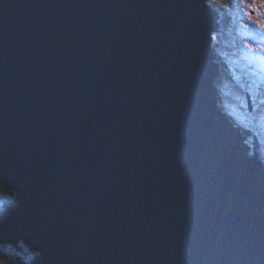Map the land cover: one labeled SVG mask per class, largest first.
<instances>
[{
  "label": "water",
  "instance_id": "95a60500",
  "mask_svg": "<svg viewBox=\"0 0 264 264\" xmlns=\"http://www.w3.org/2000/svg\"><path fill=\"white\" fill-rule=\"evenodd\" d=\"M218 16L204 0H0V175L24 194L0 235L38 229L51 264H264V163L210 83Z\"/></svg>",
  "mask_w": 264,
  "mask_h": 264
},
{
  "label": "clouds",
  "instance_id": "9594fccd",
  "mask_svg": "<svg viewBox=\"0 0 264 264\" xmlns=\"http://www.w3.org/2000/svg\"><path fill=\"white\" fill-rule=\"evenodd\" d=\"M207 4L208 0H204ZM221 4L223 14L218 16L217 24L222 25V31L212 30L207 33L208 46L212 53L213 63L217 66V73L210 83L215 91V107L227 123L235 130L240 138L244 154L248 158H255L264 163V136L246 135L241 129L244 127L237 119L236 113L247 109L250 93L245 85L237 84L225 98L223 88L220 83L219 68L221 63L228 62L229 65L238 66L249 64L253 59L264 61V35H261L258 43L250 39V35L259 30L264 33V0H260V5L252 9L249 0H216ZM217 9V12H220ZM255 12L259 19L253 17ZM239 45V46H238ZM246 49L247 51H243ZM219 53V55H218ZM255 53L252 57L249 54ZM243 76L239 79L243 80ZM260 126H264V94L258 98V115L254 118ZM14 189L16 195H0V216H4L11 209L24 202L23 192L9 184L8 180L0 175V191L3 189ZM63 221V218H60ZM38 231L32 228L22 231L15 238L9 239L0 235V264H36L37 259L46 260L51 264L52 248L40 247L31 237ZM72 248L79 251V246L73 243Z\"/></svg>",
  "mask_w": 264,
  "mask_h": 264
},
{
  "label": "rangeland",
  "instance_id": "374dc122",
  "mask_svg": "<svg viewBox=\"0 0 264 264\" xmlns=\"http://www.w3.org/2000/svg\"><path fill=\"white\" fill-rule=\"evenodd\" d=\"M208 2L211 4L212 0H208ZM258 5H260V0H249L250 8L255 9ZM261 7L264 8V5H261ZM252 15L254 18L259 19L255 12H253ZM261 35H264V33H260L259 30H257V32L251 34L249 38L252 39L253 42L258 43L260 42L259 38ZM243 51L246 52L247 50L243 49ZM249 55L252 57L256 56L255 53ZM233 66L237 68L236 65ZM232 76L233 79L227 77V79L224 78L223 81H220L221 86L225 88L223 90L225 98H227L228 93L235 88L237 84L245 85L251 95L247 103V109L238 111L236 117L239 116V122L245 129H256L260 135L264 136V126H260L254 119L258 115V98L261 94H264V61L253 59L249 64H241L238 66L237 72L235 70L232 71ZM240 76L244 77L243 80L239 79ZM250 107H252V110H250ZM12 194H15L12 189L5 188L0 191V195L8 196Z\"/></svg>",
  "mask_w": 264,
  "mask_h": 264
},
{
  "label": "trees",
  "instance_id": "16d2710c",
  "mask_svg": "<svg viewBox=\"0 0 264 264\" xmlns=\"http://www.w3.org/2000/svg\"><path fill=\"white\" fill-rule=\"evenodd\" d=\"M229 2H230V0H229ZM211 5H212V7L214 8V9H220L221 11L220 12H218L219 13V16L220 15H222L223 14V8H222V5L221 4H217L216 3V0H212V3H211ZM221 25V24H220ZM221 31H222V25H221ZM218 55H219V53H218ZM218 68H219V70H220V81L222 80L223 81V79L225 78V79H227V77H229V78H231V79H233V76H232V71H234L233 69H237L236 67H234L233 65H232V67L229 65V63L228 62H225V63H221L219 66H218ZM236 72L238 71V70H235ZM222 88H223V90L225 89L223 86H222ZM251 101H252V99H251ZM253 104V103H252ZM236 119L239 121V116H237L236 117ZM242 131H245V134L246 135H253V136H256V135H260L259 133H258V131H256V129H253V128H249V129H245L244 127L241 129ZM12 195H16V192H15V194H12Z\"/></svg>",
  "mask_w": 264,
  "mask_h": 264
},
{
  "label": "bare ground",
  "instance_id": "6f19581e",
  "mask_svg": "<svg viewBox=\"0 0 264 264\" xmlns=\"http://www.w3.org/2000/svg\"><path fill=\"white\" fill-rule=\"evenodd\" d=\"M208 4H210L209 2H208ZM211 5V4H210Z\"/></svg>",
  "mask_w": 264,
  "mask_h": 264
}]
</instances>
